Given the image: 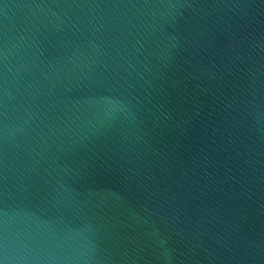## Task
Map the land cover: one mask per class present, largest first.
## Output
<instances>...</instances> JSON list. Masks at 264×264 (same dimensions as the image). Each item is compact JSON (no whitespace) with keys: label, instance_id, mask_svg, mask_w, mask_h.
Wrapping results in <instances>:
<instances>
[{"label":"water","instance_id":"water-1","mask_svg":"<svg viewBox=\"0 0 264 264\" xmlns=\"http://www.w3.org/2000/svg\"><path fill=\"white\" fill-rule=\"evenodd\" d=\"M5 235L43 264H264V0H0Z\"/></svg>","mask_w":264,"mask_h":264},{"label":"clouds","instance_id":"clouds-1","mask_svg":"<svg viewBox=\"0 0 264 264\" xmlns=\"http://www.w3.org/2000/svg\"><path fill=\"white\" fill-rule=\"evenodd\" d=\"M3 215L7 217L8 213ZM43 259L38 253L28 250L26 245L11 244L7 235L0 240V264H43Z\"/></svg>","mask_w":264,"mask_h":264}]
</instances>
